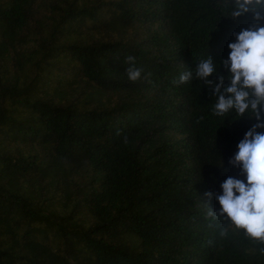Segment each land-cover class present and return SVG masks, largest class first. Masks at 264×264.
<instances>
[{
    "label": "trees",
    "instance_id": "16d2710c",
    "mask_svg": "<svg viewBox=\"0 0 264 264\" xmlns=\"http://www.w3.org/2000/svg\"><path fill=\"white\" fill-rule=\"evenodd\" d=\"M228 3L0 0V264H264L215 200L256 121L178 82L257 23Z\"/></svg>",
    "mask_w": 264,
    "mask_h": 264
},
{
    "label": "clouds",
    "instance_id": "9594fccd",
    "mask_svg": "<svg viewBox=\"0 0 264 264\" xmlns=\"http://www.w3.org/2000/svg\"><path fill=\"white\" fill-rule=\"evenodd\" d=\"M248 13L257 23L234 34L226 58L218 63L207 56L194 69L181 72L178 82L196 80L211 89L215 97L212 113L223 122L233 115L256 121L245 131L228 161L239 169L243 179L226 177L215 200L219 216L247 237L264 242V131H258L264 129V25L259 23L264 20V0H229L220 8L219 19H236ZM127 61V79L135 82L141 78V70L134 66L133 57H127ZM221 66L227 69L225 75H218ZM218 167L223 168L221 158ZM205 195L211 198L213 194ZM209 214L213 215L211 211Z\"/></svg>",
    "mask_w": 264,
    "mask_h": 264
}]
</instances>
